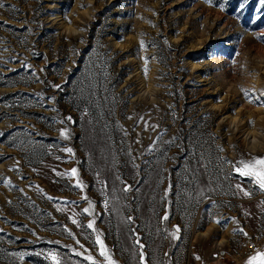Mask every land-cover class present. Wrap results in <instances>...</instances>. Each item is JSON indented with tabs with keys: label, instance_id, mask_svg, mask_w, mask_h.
I'll return each mask as SVG.
<instances>
[{
	"label": "rangeland",
	"instance_id": "obj_1",
	"mask_svg": "<svg viewBox=\"0 0 264 264\" xmlns=\"http://www.w3.org/2000/svg\"><path fill=\"white\" fill-rule=\"evenodd\" d=\"M0 5V264L264 253L262 0Z\"/></svg>",
	"mask_w": 264,
	"mask_h": 264
},
{
	"label": "snow or ice",
	"instance_id": "obj_2",
	"mask_svg": "<svg viewBox=\"0 0 264 264\" xmlns=\"http://www.w3.org/2000/svg\"><path fill=\"white\" fill-rule=\"evenodd\" d=\"M264 2V0H262ZM3 5H0L2 7ZM242 8L243 5H240ZM59 87V86H57ZM68 119H71L70 117ZM155 127V126H153ZM61 135H65V133H61ZM67 152L71 153L72 149H66ZM237 164L239 166H234V171L238 173L240 177H251L258 185L261 191H264V158L254 159L251 162H245L243 160L238 161ZM77 169L73 168L71 169V174L76 175ZM76 187H80L79 183H77ZM130 186H126L124 188V191H129ZM167 195V190L166 193ZM248 193H245L247 195ZM92 208V204L89 202V205L87 208L83 209L84 213H89ZM129 220L132 218L129 217ZM164 219H167V216L164 217ZM73 223H76L75 220H73ZM94 226V222L90 221L87 224V228L92 229ZM177 231H179V228H177ZM96 244L99 246V256L103 258L104 261H106V264H114V261L109 257V254L107 252V249L105 248L104 242L100 239L99 236L96 238ZM75 255H81V253L76 252ZM46 259H50L52 264H60L57 255L55 253H48L46 254ZM141 262L143 264V253L140 254ZM85 260L91 262V264H96V261L93 259L91 255L85 256ZM247 264H264V253H257L255 256H252L248 261Z\"/></svg>",
	"mask_w": 264,
	"mask_h": 264
}]
</instances>
